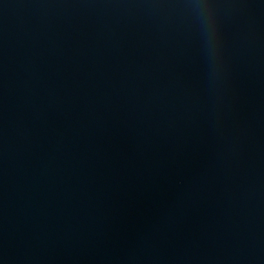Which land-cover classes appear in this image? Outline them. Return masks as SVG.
Instances as JSON below:
<instances>
[{
    "label": "water",
    "instance_id": "95a60500",
    "mask_svg": "<svg viewBox=\"0 0 264 264\" xmlns=\"http://www.w3.org/2000/svg\"><path fill=\"white\" fill-rule=\"evenodd\" d=\"M70 264H264V0H28Z\"/></svg>",
    "mask_w": 264,
    "mask_h": 264
}]
</instances>
